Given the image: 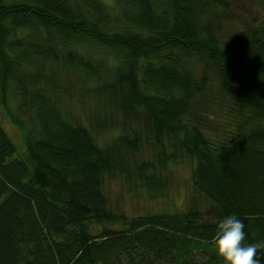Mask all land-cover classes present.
<instances>
[{
	"label": "trees",
	"instance_id": "obj_1",
	"mask_svg": "<svg viewBox=\"0 0 264 264\" xmlns=\"http://www.w3.org/2000/svg\"><path fill=\"white\" fill-rule=\"evenodd\" d=\"M112 2L0 0V100L36 127L22 153L0 122V264H224L230 215L264 240V0L255 22L230 0ZM182 164V209H110L108 182L160 200Z\"/></svg>",
	"mask_w": 264,
	"mask_h": 264
},
{
	"label": "rangeland",
	"instance_id": "obj_2",
	"mask_svg": "<svg viewBox=\"0 0 264 264\" xmlns=\"http://www.w3.org/2000/svg\"><path fill=\"white\" fill-rule=\"evenodd\" d=\"M109 7H113L112 0H100ZM234 9L243 14L250 21H258L263 12L252 0H230ZM227 32L239 33V27L236 24L227 25L224 29ZM97 57L100 58L106 67L112 71L117 64L115 53L102 47L97 49ZM76 107V114L81 118L85 116L82 109ZM0 122L18 147L19 151L25 153L29 145L33 142L36 134V127L32 117L29 114L22 115L17 109V100L14 94L9 93L7 102L2 104L0 100ZM148 157V156H146ZM170 176V190L168 196L160 200H151L144 194H130L127 188L120 180H113L107 183L104 188L108 198L109 207L113 211H119L128 217H136L147 213L162 211L165 209H182L187 200V195L191 192L190 184V166L178 165L173 166L164 172Z\"/></svg>",
	"mask_w": 264,
	"mask_h": 264
},
{
	"label": "clouds",
	"instance_id": "obj_3",
	"mask_svg": "<svg viewBox=\"0 0 264 264\" xmlns=\"http://www.w3.org/2000/svg\"><path fill=\"white\" fill-rule=\"evenodd\" d=\"M244 229V222L236 215H230L219 222L212 246L224 264H261L258 252L264 249V240L244 245Z\"/></svg>",
	"mask_w": 264,
	"mask_h": 264
}]
</instances>
